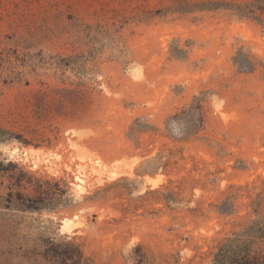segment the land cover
<instances>
[{"label":"rangeland","instance_id":"1","mask_svg":"<svg viewBox=\"0 0 264 264\" xmlns=\"http://www.w3.org/2000/svg\"><path fill=\"white\" fill-rule=\"evenodd\" d=\"M254 226L264 0H0V264H216Z\"/></svg>","mask_w":264,"mask_h":264},{"label":"trees","instance_id":"2","mask_svg":"<svg viewBox=\"0 0 264 264\" xmlns=\"http://www.w3.org/2000/svg\"><path fill=\"white\" fill-rule=\"evenodd\" d=\"M260 228L251 227L243 235L230 240L216 256V264H264V254L253 253L255 238L264 236ZM244 236V237H243Z\"/></svg>","mask_w":264,"mask_h":264}]
</instances>
